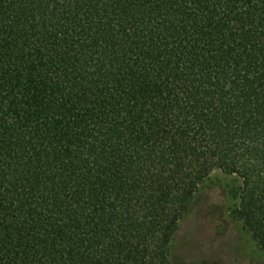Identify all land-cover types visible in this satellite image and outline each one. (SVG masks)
Wrapping results in <instances>:
<instances>
[{"label":"trees","instance_id":"trees-1","mask_svg":"<svg viewBox=\"0 0 264 264\" xmlns=\"http://www.w3.org/2000/svg\"><path fill=\"white\" fill-rule=\"evenodd\" d=\"M216 171L264 253V0H0V264H171Z\"/></svg>","mask_w":264,"mask_h":264},{"label":"rangeland","instance_id":"rangeland-1","mask_svg":"<svg viewBox=\"0 0 264 264\" xmlns=\"http://www.w3.org/2000/svg\"><path fill=\"white\" fill-rule=\"evenodd\" d=\"M235 176L214 172L195 195L170 246L171 264H264V253L241 223Z\"/></svg>","mask_w":264,"mask_h":264}]
</instances>
